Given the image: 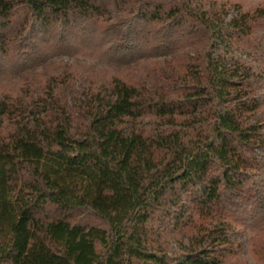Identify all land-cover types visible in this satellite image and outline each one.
<instances>
[{"label": "trees", "instance_id": "16d2710c", "mask_svg": "<svg viewBox=\"0 0 264 264\" xmlns=\"http://www.w3.org/2000/svg\"><path fill=\"white\" fill-rule=\"evenodd\" d=\"M98 27L116 73L76 64ZM261 61L264 5L0 0V264H232L264 228Z\"/></svg>", "mask_w": 264, "mask_h": 264}, {"label": "rangeland", "instance_id": "374dc122", "mask_svg": "<svg viewBox=\"0 0 264 264\" xmlns=\"http://www.w3.org/2000/svg\"><path fill=\"white\" fill-rule=\"evenodd\" d=\"M227 4H239L243 10L251 11L260 5H264V0H218ZM101 29L95 28L92 34L87 36L80 44L79 49L74 56L76 64L80 67L94 66L100 71L108 73H116L119 67L115 62L106 56L105 44L100 42ZM260 67L264 69V62L261 61ZM124 74L128 70H122ZM264 76V72H263ZM264 225V224H263ZM262 228V227H261ZM262 231L253 230L249 236L241 242L238 247L234 248V252L230 255L232 264H264V256L261 252L260 245L263 244L264 228Z\"/></svg>", "mask_w": 264, "mask_h": 264}]
</instances>
